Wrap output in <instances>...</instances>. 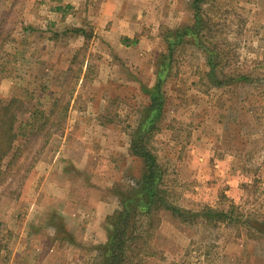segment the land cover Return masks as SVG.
I'll return each mask as SVG.
<instances>
[{
	"label": "rangeland",
	"instance_id": "obj_1",
	"mask_svg": "<svg viewBox=\"0 0 264 264\" xmlns=\"http://www.w3.org/2000/svg\"><path fill=\"white\" fill-rule=\"evenodd\" d=\"M102 1L0 0V97L39 87L28 102L46 105L41 87L54 97L71 89L62 129L19 185L0 188V264H96V248L86 242L89 217L98 213L91 202L101 198L102 209L116 211L117 193L136 188L142 165L130 142L158 80L161 114L150 147L168 201L191 213L232 209L239 223L211 226L198 218L182 225L161 212L149 241L154 255L140 264H264V238L240 224L248 218L264 228V0L199 5L201 48L225 53V75L248 78L225 87L209 83L206 58L191 37L179 46L174 40L194 26L193 0H150L152 22L129 43L119 39L131 46L127 61L101 39L111 27L101 20ZM80 197L89 201L86 209L76 203ZM114 212L102 223L104 234Z\"/></svg>",
	"mask_w": 264,
	"mask_h": 264
},
{
	"label": "trees",
	"instance_id": "obj_2",
	"mask_svg": "<svg viewBox=\"0 0 264 264\" xmlns=\"http://www.w3.org/2000/svg\"><path fill=\"white\" fill-rule=\"evenodd\" d=\"M203 2L204 0H193L194 26H187L175 32L177 36L174 40L178 46L183 43L184 37H191L197 48H201L198 40L201 38L204 40V35L201 37L199 32L204 28L199 17L202 14L199 5ZM75 32L86 41L84 31ZM167 44V47L169 46L167 60L170 62L173 43ZM201 52L209 68L205 77L210 84L225 87L230 83L248 79L246 76L222 73L224 67L231 66V61L227 59L225 53H217L214 48L208 49L204 46ZM168 68L169 63L163 64L161 74ZM219 68L220 71H217ZM68 71L70 72V68ZM262 82L264 84V80ZM160 85L161 81L158 80L154 87L155 96L141 111L140 123L133 135L135 138L130 142V155L141 162L142 175L137 179L134 190L117 193L118 209L106 220V242L94 249L97 254L96 264H140L143 259L152 257L154 254L149 241L159 226L161 212L168 213L182 225H191L198 218L211 226L219 223L227 226L239 223V218L234 216L232 209L224 211L205 208L199 213H191L168 201V193L163 184L164 171L150 147L161 114V97L158 94ZM45 88L44 86L40 88V94L46 96L47 99H44L46 105L28 102L29 95L36 94L37 89L39 93V87L31 91L23 90L22 93L16 90L8 98L0 97V188L10 187L12 184L19 185L34 165L36 158L51 138L62 129L67 119L71 89L65 85L60 95L54 97L51 91L46 93ZM33 148H36V151L31 153ZM25 150L28 151L24 153ZM24 165L26 169L21 172ZM240 224L252 235L264 238L262 223L247 218ZM3 232V224L0 222V257L6 250Z\"/></svg>",
	"mask_w": 264,
	"mask_h": 264
},
{
	"label": "crops",
	"instance_id": "obj_3",
	"mask_svg": "<svg viewBox=\"0 0 264 264\" xmlns=\"http://www.w3.org/2000/svg\"><path fill=\"white\" fill-rule=\"evenodd\" d=\"M142 2H139L138 0H103L100 3V15L101 20H104L106 24L110 22L111 27L109 29V32H103L101 35V39L106 41L110 48L114 50L113 57H117L119 60H131V57L127 56V54L130 52V45L124 44L123 42L120 44L119 39L120 37H123V40H126L127 43H129V40H131L132 35L139 34V31L143 26H147L151 21L150 14H152L155 4H151L150 0H140ZM128 8V11L132 12V8L136 14H139L135 19L128 15L126 16L125 8ZM146 12V17H143V15ZM134 14V13H133ZM154 24V23H153ZM155 26V25H153ZM118 38V39H117ZM123 61V62H124ZM112 73H115L116 67L111 66ZM100 78V77H99ZM123 81L125 79H122ZM125 85H131L133 86L134 82H123ZM73 120V119H72ZM71 120V124H75L76 120ZM68 125L70 124L67 121ZM100 127V124H99ZM81 136V135H80ZM66 139V136H65ZM60 155V152L55 153L54 160L57 159V156ZM64 171V170H63ZM81 208L86 209L87 205H89V201L84 199L83 197H80L77 199L76 202ZM92 206H95L96 211L99 213L100 209H102V205H104V200L99 199L98 201H92ZM82 205V206H81ZM88 211V210H87ZM115 211V206H112V209L109 210L108 208H104L101 211V216H98V213L91 214L92 216L89 217L90 224L88 226L87 224V238L89 241H86L89 244H92L91 246L97 247L99 245H103L106 242V232L104 234L103 230V221L107 216L112 214ZM93 222V223H92ZM99 223V224H98ZM101 230V234L99 233L98 237L95 235L97 230ZM86 243V244H87ZM88 245V244H87Z\"/></svg>",
	"mask_w": 264,
	"mask_h": 264
}]
</instances>
